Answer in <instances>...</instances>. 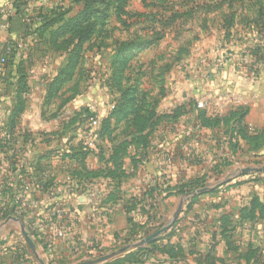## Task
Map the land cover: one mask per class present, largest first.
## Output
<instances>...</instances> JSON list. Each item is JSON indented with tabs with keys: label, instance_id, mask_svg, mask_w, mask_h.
<instances>
[{
	"label": "rangeland",
	"instance_id": "374dc122",
	"mask_svg": "<svg viewBox=\"0 0 264 264\" xmlns=\"http://www.w3.org/2000/svg\"><path fill=\"white\" fill-rule=\"evenodd\" d=\"M13 1L0 2L1 5H11ZM20 1L24 3L19 6L23 22L34 29L43 25L47 17L58 20L64 14L62 21L54 23L51 30L64 22L70 29H74H69L57 40L69 37L77 41L88 29L93 31V35L81 44L79 51L72 44H55L52 47L39 45L34 34L24 37L25 41L17 45L12 61L6 65V78L0 84V95L2 90L7 93L5 98L0 97L1 110L2 107L7 108L8 97L13 102L11 82L15 79L11 76L18 74L19 66L23 67L32 92L28 106L41 113L38 121L43 124L44 130L35 132L24 129L19 138L23 141L34 135L39 140L52 141L49 156L42 162L43 166L37 169L38 172L44 170L50 173L44 178V181L51 183L46 189L48 193L56 191L61 183H70L72 187L79 183V169L74 172L73 168L77 163L68 160L67 155L73 153L79 158L81 138L94 130L89 121L83 122V109L95 113V117L105 119L109 117L113 106H120L123 111L130 109L129 101L134 96L135 106L140 109V118L153 107L155 111L158 107L160 111L167 109L173 92L188 91L185 84L189 86L192 82H207L206 69L211 66L209 54L212 47L218 48L225 44L229 48L230 45L249 44L252 48L260 38L261 28L257 23L264 21V0H124L125 14L119 16L115 9L117 0ZM6 11L3 14L7 16L14 14L13 8L8 11L10 13ZM82 12H85L81 20L84 22L76 27L73 19ZM104 16L106 18L102 19ZM260 32L264 37V31ZM71 56L79 57L74 59L76 67L71 71L70 81L59 91V99L44 104L40 91H45L46 83L67 68V59ZM20 62H23L22 65H18ZM248 72L254 73L253 70ZM132 93L134 96H130ZM126 94L129 95L126 97ZM69 97V103L62 105ZM4 116L0 119V125L3 124ZM118 119L113 118L109 124L111 128H116L115 125L121 123L115 137L122 140L126 137V125ZM16 149L20 153L26 147L13 145L5 154L15 156ZM190 151L196 152L195 148H189L187 152ZM64 156L66 158L63 159ZM228 160L230 167L226 169L227 166L223 165L220 168L222 172L219 171V163L212 165L208 162V166L201 169V175H205L201 188L176 197L173 202L159 204L154 224L147 236L168 225L179 202L184 199L176 218L179 220L178 226H173L175 219L173 227L170 226L144 246H139L151 250L148 254L154 264L168 262L166 251L160 248V243L164 242H170L175 251L181 249L178 264H264V160L250 162L243 155L242 159L228 157ZM244 168L257 171L246 173L243 177L240 172ZM190 171L192 176L199 175L197 170ZM33 179L38 180L36 177H28L17 182L23 187ZM236 181L256 184L248 191L230 195L225 190ZM200 189L207 190L197 193ZM233 190L237 191L236 187ZM253 195L259 198L260 204L256 207L254 217L249 219L248 216H242V207L248 204ZM237 197L245 199L240 202ZM74 213L79 220L74 229V244H65L70 253H78L76 257L56 264H76L88 251L78 239L80 217L78 212ZM176 230L177 236L166 237L167 233H175ZM135 232L137 240H123L116 245L112 243L111 247H108V240L99 241L98 248L103 255L115 254V251L123 255L134 249L130 245L136 244L138 238L143 236L139 235L141 231ZM179 240L185 241V244L182 245Z\"/></svg>",
	"mask_w": 264,
	"mask_h": 264
},
{
	"label": "crops",
	"instance_id": "0c3cea01",
	"mask_svg": "<svg viewBox=\"0 0 264 264\" xmlns=\"http://www.w3.org/2000/svg\"><path fill=\"white\" fill-rule=\"evenodd\" d=\"M1 9L0 2V15L2 14L0 16V52L6 45H19L25 41L18 19L12 16L9 20L10 16L3 14ZM253 46L250 48L249 44H240L230 45L228 48L223 44L222 47H212L209 54L211 66L206 69L207 82H200L201 84L192 82L191 86L185 84V88L189 90L173 92L168 110L165 108L160 111L158 107L155 111L158 115H168L181 107V114L178 118L173 121L162 120L156 123L144 148L129 143L126 153L117 158H115L114 151L121 145L122 140L116 138L113 141H102L101 153L98 154L95 149L94 153L89 154L85 160L86 170L97 172L95 176L90 177L84 172L83 174L87 177L80 179V184L75 189L67 182L57 186L55 190L60 196L58 199L60 204L68 212H78L80 217L78 232L80 237L78 239L85 244L88 251L83 255L84 258L76 264L94 262L108 257L96 263L100 264L121 256L122 254L119 255L117 251L115 254L103 255L101 249L98 248V242L108 240L110 244L108 247H111L112 243L116 245L117 242L126 238L128 242L133 239L137 240L135 236L130 237V233L125 232L133 225L137 228L136 231L142 232L139 235H143L138 238V242L149 237L143 234L145 228L149 229L154 224V221L149 220L148 217L152 214L156 217L159 204H167L173 202L176 197H181L176 193L184 182L204 177L205 175H201L203 174L201 169L204 166L207 167L208 162L212 165L219 163L221 165L219 169H222L223 165L229 169L228 157L242 159L243 155L250 162L264 159V142H259L255 146L237 136L231 137L223 126L202 127L200 135L193 133L198 111H203L208 117H225L232 112L244 109L246 113L243 121L250 133H259L264 128L263 35ZM221 58L225 63L222 67H218L217 63ZM246 62L254 64L253 74H250L244 67ZM243 74H246V78L242 77ZM1 76L6 78V72L4 75L0 74ZM2 82L3 79L0 80V84ZM31 93L30 90L26 95L25 109L20 116V126L17 130L43 131V124L40 120L38 121L41 113L28 106ZM5 94L7 93L2 90L0 97L5 98ZM40 96L43 100L44 91H40ZM9 98L6 100L7 108L2 107L0 110V119L12 110L13 102H10ZM200 102L204 104V108L198 110L196 104ZM1 137L2 131L0 130V140ZM189 139L192 140L191 150L195 148V153L187 152L182 148V144ZM13 145L14 147L21 145L26 149L20 153H18L19 149H16L15 156L12 157L4 154L6 150L0 153V179L9 180L5 205L0 213V264H56L76 257L78 251L70 253L67 245L56 238V231L63 225V220L55 215L54 203L49 193L39 188L24 194L26 200L33 203V207L27 208L28 211L23 214L17 210L13 211L14 207L8 194L20 192L21 183L17 181L28 177H36L39 183L49 187L51 183L44 181V178H47L50 173L44 170L38 172L37 169L43 166L42 162L49 156L52 141L39 140L38 136L32 135L31 138L23 141L19 138L16 142L0 143V146L11 147ZM166 156L174 157L169 167L164 164ZM111 157H114L120 164L119 170H115L110 160ZM106 169L112 173L108 174ZM192 169L197 170L199 175L192 176V171H190ZM221 169L220 172H222ZM241 174L243 177L246 176L242 171ZM33 180L36 181V179ZM241 182L243 184L230 186L225 191L230 192V195H238L239 192L252 189L253 184H256L244 183V181L233 183ZM235 187L237 191L233 190ZM167 188L168 191H166ZM144 195H147V204L141 202L145 198ZM130 198H135L140 203L128 212L123 208L122 203L127 206ZM236 199L241 202L245 198L237 197ZM128 218H132L131 224L127 222ZM178 221L176 219L174 226H178ZM144 226L145 228H140ZM177 232L178 230L175 231L174 236H177ZM179 242L182 245L185 244L183 240ZM132 246L130 245L131 248H136Z\"/></svg>",
	"mask_w": 264,
	"mask_h": 264
},
{
	"label": "trees",
	"instance_id": "16d2710c",
	"mask_svg": "<svg viewBox=\"0 0 264 264\" xmlns=\"http://www.w3.org/2000/svg\"><path fill=\"white\" fill-rule=\"evenodd\" d=\"M79 1V0H77ZM24 4L23 1L20 0H14L11 4L14 14L13 15H9V20L11 19L12 16L16 17L18 19V22H20V26L22 28V34L24 37H29L31 36V34H34V37H36L37 40V44L41 45V44H45V45H49L50 47H52V45L57 46V45H73V48L80 49L81 44L85 43L92 35H93V31H91L90 29H88L85 33H82L81 36L78 38L77 41L72 40L71 38H66V39H56L57 37H59L60 35L66 34L69 31V25L66 24L65 22L63 23V25H59L57 26V28L55 30H51V26L56 23V22H60L62 21V18H64V14L58 18V20L55 19H50L51 17H47L45 21V23L41 26H38L37 28H32L31 26L26 25L23 22V18L20 15V9L19 6ZM123 4H124V0H117L116 1V12L119 15L125 14L124 10H123ZM85 11H87V9H85ZM264 11V10H263ZM6 13H10L8 11H6ZM85 15V12L80 13L78 16L74 17L73 21L76 22L75 25H77L76 27H79V25L83 22L81 21L83 16ZM106 16H104L102 19H105ZM55 20V21H53ZM61 24V23H60ZM258 26H260L261 30L260 31H264V21H261L259 23H257ZM33 29V31L31 30ZM74 29V27H71V31ZM259 31V35L261 36L262 33ZM33 41V39H32ZM58 43V44H57ZM16 45V46H15ZM12 44V45H6L2 51L0 52V74L4 75L6 72V68H7V64H9L10 61H12L13 58V53L16 52L17 49V44ZM75 45V47H74ZM79 57V56H78ZM78 57H74L71 56V58L67 59V68H64L62 71H60V73L51 81L46 83L45 86V91H44V98H43V103L48 105L50 103V101L53 99H59L60 95H59V91L62 89V87L68 83L71 79V71H73L76 67V63L74 61V59L78 58ZM3 59V62L1 63V60ZM20 62L18 63V65H22ZM244 67H246L247 71H254L255 70V66L253 63L249 64L246 63L244 65ZM18 74L15 76H11L12 78L15 79L14 82H11V87L13 88V105H12V110L8 113V115L5 116V121L3 120V124L0 125V130L2 131V137L0 140V143H6L8 141H17L18 138L21 136L20 135V130H17L19 125H20V116L22 114V112L25 109V105H26V95L29 94L30 92V88L28 85V81H27V76H25V73L23 71V67L19 66L18 69ZM10 77V75H9ZM5 76L2 78V76L0 77V80L3 79L4 80ZM10 85V84H9ZM129 94H126V97ZM130 96H134V94L132 93ZM136 96L132 97L129 101L130 103V109H127L126 111H123V109L120 106H113V109L111 110V112L109 113V117L105 118V119H101L100 124L98 126V128H96L95 130L92 131V136L94 138V140L96 141V151H98V154L101 153V143L104 140H108V141H113L115 140L117 137H115V132L117 131V128L119 129V125L121 123H119L118 125L116 124V128H111L109 122L114 118H119L118 120L120 121H124L123 124H125V133H126V137L124 139H122V143L120 146H118V148L114 151L115 154V158L119 157V155H123L126 153V147L127 144L132 143L136 146H139L141 148H144L146 146V144L148 143V138L154 128V126L156 125V123L161 122L162 120H167V121H173L176 118H178L181 114V110L182 108L179 107L177 109L174 110L173 114H168V115H158L155 112L154 107L149 109L148 111H146V115H143L142 118H140V109L136 108L135 103H136ZM71 100V97H69V99H65L62 102V105H65L67 103H69V101ZM134 105V107H132ZM132 107V108H131ZM121 108V109H120ZM198 109V108H197ZM130 110V111H129ZM201 110V109H198ZM132 111V112H131ZM60 112V111H59ZM62 112V110H61ZM81 112H83L84 118H83V122H88L90 121L89 119L91 118H96L95 117V113H91L89 112L87 109H83ZM125 112V113H124ZM246 111L243 109L241 111H235L230 113L228 116H220V117H208L206 116V114L203 111H198L197 115H196V124H198L201 128L202 127H207V128H213V127H220L223 126V128H226V133H228V135L232 136H237L243 140H246L249 142V144H254L255 146H257V144L259 142H264V128L259 132V133H250L247 130V125L244 123V115H245ZM87 133V131H86ZM27 135V134H26ZM87 137V136H83L80 140V152L79 153V158H77L73 153H69L67 156L68 160H75V162L77 163L75 165L74 172L76 171V169H79V183L78 185L73 186L72 188H76L77 186H79L80 184V179H85L87 176L86 175H90V177H94L95 173L94 171H87L86 170V165H85V160L86 157L89 154L94 153L95 150L93 149H89L85 146H83L82 142H83V138ZM127 139H129V141H127ZM231 143V142H230ZM234 145V144H233ZM9 149L8 146H0V151L2 150H7ZM5 154V153H4ZM66 158V156L63 157V159ZM114 157H111V162L114 165L115 170H119L120 168V164L118 163V161L115 159ZM101 160V157H100ZM264 160V159H263ZM71 166V165H70ZM108 174H111L112 171L106 169ZM85 172L86 175H84L83 173ZM72 175V174H70ZM202 179H204V177H198L195 179H189L186 182H184L181 186H179V188L177 189V193L176 195H184L186 193H189L190 191L196 190L201 188V181ZM33 181V180H32ZM0 182H2L3 184V188L1 190V199H0V213L3 210V207L5 205V195L7 194V191L9 190L8 187V183L9 180L8 179H0ZM35 183L34 187H36L37 189H42L44 190L46 193H48V191H46V189L48 188L45 185H42V183H39L38 180L33 181ZM247 181H244V183H246ZM252 183V182H250ZM243 184V182L241 183H233L232 185L229 186H233V185H240ZM22 188V187H21ZM168 191V188L167 190ZM9 194V197L11 198V203L13 204L14 207V212H16V210L18 212H20V214H23L25 212L28 211V209H24L22 210L20 208V199L23 197V193L22 190H20V192H17L16 194ZM172 194V193H169ZM145 198L143 201L145 204L148 203V199L146 198L147 195H144ZM130 201L127 203V206L125 203L123 204V208H125L126 210H128V212L130 211L131 208H134L133 206L137 205L140 203V201L136 200L135 198H130ZM191 203V202H190ZM129 204V205H128ZM259 198L256 195H253L249 200H248V204L244 205V207H242V216H248V218H252L254 217V212L257 209L256 207L259 205ZM188 206V205H187ZM262 209H264V206H262ZM247 214V215H246ZM155 218V216L152 214L150 215V217H148L149 220H153ZM127 222L129 224L132 223V218H128ZM227 223V222H226ZM153 225H151L150 228H152ZM174 226V225H173ZM172 226V227H173ZM134 227V228H133ZM132 228H128L127 231H125L126 233H130V237L135 236L137 234V232H135L137 230V228L135 227V225H133ZM136 228V229H135ZM140 228H145L144 227H140ZM146 229L143 231L144 235L148 234V230ZM157 232V231H156ZM168 235H166L167 238L172 237V235H174V231H171L170 233H167ZM129 237V236H128ZM125 242H127V238L124 240ZM168 241V240H167ZM162 247V249L164 248V251H166V254L168 256V262L167 264H178L177 262L179 261L178 258V254L181 253V249H179V251H175L172 248V245L169 243H160V248ZM147 247H139V248H134L131 249L130 251H127L126 253H123V255L113 258L111 260H107L103 263L100 264H148V263H152L154 264V261L152 259H150L151 257L149 256V252L151 250L146 249Z\"/></svg>",
	"mask_w": 264,
	"mask_h": 264
},
{
	"label": "built area",
	"instance_id": "2783aa9c",
	"mask_svg": "<svg viewBox=\"0 0 264 264\" xmlns=\"http://www.w3.org/2000/svg\"><path fill=\"white\" fill-rule=\"evenodd\" d=\"M12 9V6L7 4V3H4L2 5V11L5 12L6 10L10 11ZM3 62V59L1 60V63ZM224 59H219L218 60V63H217V66L218 67H222L224 65ZM247 63V62H246ZM245 63V64H246ZM243 78H246V74H243L242 75ZM196 107L198 109H202L204 107V104L203 103H197L196 104ZM100 117H96V118H93L91 119L90 122V125L94 128V130L96 128H98L99 124H100ZM201 130L202 128L196 124L194 126V129H193V133L194 135H200L201 134ZM92 136V133H90L87 137H84L83 138V146L89 148V149H93L95 150L96 149V141L94 140ZM192 146V140L189 139L187 141H185L183 144H182V148L183 150L185 151H188L189 148H191ZM174 157L172 156H166L165 159H164V164L169 167V165L172 163ZM35 183L33 181H28L26 182L23 187L21 188L23 194H27V193H31L32 191L36 190L37 188L34 187ZM3 188V184L2 182H0V199H1V190ZM49 196H50V199L52 200V202L54 203V213L57 217H59L60 219L63 220V225L56 231V238L58 240H61L63 241L64 243L68 244V245H73V241H74V229H76V224L79 223V220H78V216L74 213V212H68V211H65L63 209V206L60 204V202L58 201L59 199V194L54 191V192H50L49 193ZM33 207V203L29 202L28 200H26L25 197H22L20 199V208L22 210L24 209H27V208H31Z\"/></svg>",
	"mask_w": 264,
	"mask_h": 264
},
{
	"label": "water",
	"instance_id": "95a60500",
	"mask_svg": "<svg viewBox=\"0 0 264 264\" xmlns=\"http://www.w3.org/2000/svg\"><path fill=\"white\" fill-rule=\"evenodd\" d=\"M257 170H250V169H245L242 173L246 174V173H253L256 172ZM207 189H200L197 193H203L205 192ZM196 194V193H194ZM184 199H181V201L179 202V205L177 207V209L175 210L174 214H173V218L170 221V223L168 225H166L165 227H163L162 229L158 230L157 232L153 233L152 235H150L149 237H147L146 239L134 244L132 247H139L142 246L144 244L149 243L150 241L154 240L156 237H158L160 234H162L163 232H165L168 228H170V226H172V224L174 223L175 219L177 218L178 214L180 213L181 209H182V204H183ZM108 257L102 258V259H98L96 261H90V262H86L84 264H96L99 263L101 261H103L104 259H106Z\"/></svg>",
	"mask_w": 264,
	"mask_h": 264
}]
</instances>
